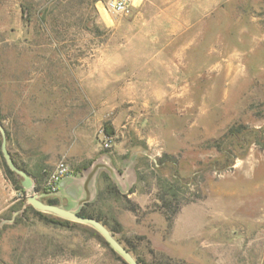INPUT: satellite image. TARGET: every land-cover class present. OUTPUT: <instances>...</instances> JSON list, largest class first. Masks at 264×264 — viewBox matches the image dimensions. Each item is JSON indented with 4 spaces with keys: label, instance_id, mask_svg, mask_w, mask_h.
Listing matches in <instances>:
<instances>
[{
    "label": "rangeland",
    "instance_id": "rangeland-1",
    "mask_svg": "<svg viewBox=\"0 0 264 264\" xmlns=\"http://www.w3.org/2000/svg\"><path fill=\"white\" fill-rule=\"evenodd\" d=\"M107 2L0 0L8 149L45 202L59 163L82 180L110 166L78 211L145 264H264V0ZM1 143L0 264H128L35 209Z\"/></svg>",
    "mask_w": 264,
    "mask_h": 264
},
{
    "label": "water",
    "instance_id": "water-1",
    "mask_svg": "<svg viewBox=\"0 0 264 264\" xmlns=\"http://www.w3.org/2000/svg\"><path fill=\"white\" fill-rule=\"evenodd\" d=\"M0 133L2 136V143H1V150L4 156V159L8 165V167L20 175L22 179L23 187L28 191L27 201L37 210L43 212L52 213L58 217H61L66 220L74 221L77 223L85 224L88 226L93 227L96 229L107 241L110 247L118 253L128 264H140L137 258L130 252V250L124 246L115 236V234L100 220L82 215L78 210L80 206L89 201L93 195V181L95 175L99 168L107 167L109 170H112L110 166L99 163L93 167V169L88 173L85 179H83V183L81 185V190L83 191L84 195L78 200V208L71 209L64 207L59 204H52L45 202L40 198V194L34 190L35 183L34 179L30 175V173L22 168H20L14 161L10 150L8 149L7 145V131L5 126L2 123L0 118ZM71 177H65L60 182L58 187H65L66 186V179Z\"/></svg>",
    "mask_w": 264,
    "mask_h": 264
},
{
    "label": "trees",
    "instance_id": "trees-1",
    "mask_svg": "<svg viewBox=\"0 0 264 264\" xmlns=\"http://www.w3.org/2000/svg\"><path fill=\"white\" fill-rule=\"evenodd\" d=\"M0 118H1V117H0ZM245 130H247V127H245L244 125H239L238 127H231L230 130H229V132L226 134V137H229V136H233V135L239 134L240 132H243V131H245ZM12 157H13V155H12ZM13 159H14L15 163H16L20 168L26 170L25 168H23L22 166H20V165L16 162V160H15L14 157H13ZM5 165H6L7 170H8V172H9L10 174H15V172L12 171V170L8 167L6 161H5ZM26 171H27V170H26ZM108 179H109V178H108ZM110 182H111V180H110ZM113 186H114V185H113ZM159 199L162 201V207H161V210H160V211H161L162 214L165 216L166 220L171 222L172 219H173V216H174V214H172V213H174L175 210H176L175 208L173 209V207H172V201L168 200L167 197H166L165 195H162ZM46 202H48V203H52V204H59V200H58L57 198H49V199L46 200ZM80 213H81L82 215L90 216V217H94V218L100 220V221L103 222V223H104L109 229H111V228L108 226V224L104 221V219H103L99 214H95V213H93V212H88L85 208H83V209L80 211ZM66 222H69V221L66 220ZM111 230L113 231V229H111ZM127 248H128V247H127ZM128 249L130 250V248H128ZM137 260L139 261L140 264H145V263H143L142 260H140L139 258H137ZM156 264H172V263L159 262V263H156Z\"/></svg>",
    "mask_w": 264,
    "mask_h": 264
},
{
    "label": "crops",
    "instance_id": "crops-1",
    "mask_svg": "<svg viewBox=\"0 0 264 264\" xmlns=\"http://www.w3.org/2000/svg\"><path fill=\"white\" fill-rule=\"evenodd\" d=\"M65 187H59V189L52 194L49 198H57L59 200V205L67 208L76 209L78 208V200L84 195L81 190V185L83 180L79 177L77 178H67ZM127 179H124V184L126 185ZM123 181H121L122 183Z\"/></svg>",
    "mask_w": 264,
    "mask_h": 264
},
{
    "label": "built area",
    "instance_id": "built-area-1",
    "mask_svg": "<svg viewBox=\"0 0 264 264\" xmlns=\"http://www.w3.org/2000/svg\"><path fill=\"white\" fill-rule=\"evenodd\" d=\"M107 9L115 13L127 14L132 9V0H108ZM69 171V165L66 162L59 163L57 170L51 175L50 188L57 190L59 182Z\"/></svg>",
    "mask_w": 264,
    "mask_h": 264
}]
</instances>
